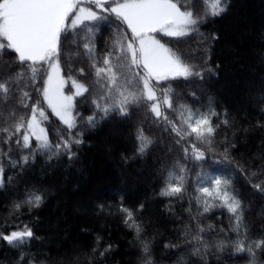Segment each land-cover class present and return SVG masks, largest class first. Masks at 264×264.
I'll use <instances>...</instances> for the list:
<instances>
[{
	"label": "snow or ice",
	"instance_id": "6c2138e0",
	"mask_svg": "<svg viewBox=\"0 0 264 264\" xmlns=\"http://www.w3.org/2000/svg\"><path fill=\"white\" fill-rule=\"evenodd\" d=\"M202 3L204 9L197 11L194 6L182 4L179 0H0V105L8 107L6 115L0 112L3 117V126H0V189L13 183L12 177H7V181L5 179L4 159L11 168H20L22 172L26 165L35 162L38 155L46 156L49 161L66 156L71 162L76 159L73 147L83 143L84 133L75 131L79 119H83L89 127H95L98 118L102 121L114 113L127 118L133 108H143L146 114L153 117L157 127L162 125L166 133L172 134L171 141L180 148L183 159L191 157L204 163L211 157L213 164L231 163V153L236 150V145L227 135L220 141L216 140L221 126L235 127L227 118V109L223 112L224 118L220 119L221 113L216 111L215 100L209 97L207 105H204L195 91L188 95L200 107L177 103L175 89L170 83L167 87L162 84L180 78L203 83L206 77H218L221 66L218 63L212 66L211 52L212 45L221 36L218 31L206 34L199 29L210 21L222 19L228 12L230 0H210V4L208 0H202ZM113 24L115 28L110 43L106 42V51L97 57L94 37L101 25ZM192 35L200 36L197 46L203 48V52L189 55H204L206 58L200 63L187 61L185 53L174 50L157 38H173L179 42ZM68 47L83 48L94 73V84L98 87L91 100L93 112L87 117H79L76 113V97L90 93V87L63 75L61 57L66 55L71 61L74 55H80L79 51L66 53L64 49ZM68 67L71 70L70 63ZM78 72L84 75L85 70L80 68ZM24 80L28 81L25 87L33 89L35 100L33 95L19 87ZM69 80L75 89L70 95L64 91ZM255 99L259 112L264 114V90ZM13 100L15 104L10 103ZM45 105L64 126L56 130L55 142L44 126L49 115ZM216 120L220 122L217 124ZM255 127L264 128V122H258ZM239 131L246 132L247 129ZM235 138L234 132L233 140ZM134 140L133 155H121L124 163L145 156L157 143L146 134L143 125L136 127ZM13 144L21 153L18 160L12 159ZM5 146L7 151H4ZM25 152L27 154H23ZM252 159L261 161L256 170H251V161L244 160L243 164L236 162L235 171L244 173L249 186L264 195V155ZM219 171L218 168L213 170L206 181L208 186H204L205 180L198 174L194 199L197 208H202V211L193 215L191 207L188 210L195 227L185 225L183 243H168L164 249L166 252L175 250L182 253L187 248L192 256L201 259L210 249L218 252L231 249L233 253H247L251 257L249 264H257L256 250L264 252V237L249 240L248 229L245 228L244 238H239L244 203L238 197L232 179L216 174ZM188 175V168L179 161L162 168L159 178L163 186L158 195L182 198ZM253 180L257 182L253 183ZM44 201L43 189L26 186L22 198L12 201L9 216L18 219L17 213H22L25 208L31 213ZM217 206L227 209L230 219H234L231 231L237 234L235 241L230 237L215 242L205 238L214 226L208 225L206 229L199 221ZM106 207L111 210L112 205H97L100 212ZM145 207V203H140L136 208H127L121 197L116 210L123 215L124 224L135 232L138 264H158L154 252L156 238L154 235L149 237L137 216ZM9 227L16 230L8 231ZM3 228L0 240L13 248L23 249L28 241L36 239L27 223L21 227L14 220L9 224L6 218ZM220 231L223 232V229ZM101 242L102 238L98 236L97 246L77 253L71 264H103L112 245L101 250ZM26 260L29 264H36V257L23 251L19 252L14 264H24ZM174 264H188V261L181 254Z\"/></svg>",
	"mask_w": 264,
	"mask_h": 264
},
{
	"label": "trees",
	"instance_id": "16d2710c",
	"mask_svg": "<svg viewBox=\"0 0 264 264\" xmlns=\"http://www.w3.org/2000/svg\"><path fill=\"white\" fill-rule=\"evenodd\" d=\"M182 4H189L197 11L204 9L202 0H179ZM210 4V0H208ZM114 19V18H113ZM115 25H101L100 31L94 37L95 55L101 56L106 51V42L110 43V37ZM121 28L123 26L121 25ZM202 33L218 31L221 39L212 45V66L220 64L218 77H206L203 83L199 81H185L182 78L162 82L164 87L171 84L175 89L176 102L196 104L188 93L195 91L204 105L208 103L209 94L216 102V111L221 113L228 111L230 123L235 127L226 128L221 126L216 140L220 141L225 135L236 145V150L231 153L232 162L224 164H213L209 157L207 162L201 163L182 158L180 148L175 147L171 141V133H166L161 125L157 127L151 115L146 114L143 108L131 109V115L127 118L119 114H111L108 118L99 121L95 127H89L83 119H79L76 132H83V143L74 146L76 159L69 161L66 156L54 157L48 160L44 155H38L35 162H30L24 167L11 168L4 159L6 176L13 178V183L7 184L5 189H0V231L7 218L9 224L13 223L21 227L27 223L33 229L36 239L28 241L23 249H16L6 242L0 240V264H14L19 252L31 253L36 257V264H47L52 259L54 264H63L65 259H71L79 252L89 251L96 247V238H102L101 250L109 244L111 251L103 264H135L139 249L133 242L134 230L128 228L123 222V215L117 212V207L123 197L124 206L136 208L140 203L146 207L142 213H137L146 233L155 236L154 252L158 264H174L177 256L183 252H166L164 245L168 243H183L182 233L185 225L195 227V222L188 216L191 207L193 215L202 211L197 208L194 197L197 195L198 174L202 175L205 184L214 169H220L216 174L228 176L233 181L238 197L243 201L245 211L244 219L240 228V239L244 238V229H248V239L258 240L264 237V216H255L256 208L264 206V195L255 192L248 183L244 173L235 171L236 162L244 163L251 161V170H256L260 160L253 157L264 155V128L255 127L258 122H264V114H261L256 104V97L264 90V0H230V7L222 19H216L202 25L199 29ZM83 36L84 32L81 31ZM162 39L174 50L185 53V59L191 63H200L206 57L204 55H189V53H201L203 48L197 46L200 39L198 35H192L176 42L173 38ZM64 51L80 52L79 56H73L68 61L67 56L61 57L63 75L69 76L90 87V93L82 97H76V113L79 117H87L92 114L93 106L91 100L98 91L94 84V73L89 67L90 60L83 48H65ZM69 63L71 70H69ZM84 68V75L78 70ZM18 71V69H17ZM43 75V73H42ZM27 80L20 83L19 87L24 91L35 94L31 87H25ZM203 86L207 88V94L199 91ZM66 91L71 90V81L65 85ZM15 100L10 103L15 104ZM45 107L49 114L44 126L49 129L50 138L56 141L55 132L63 129L62 123L51 114V110ZM8 107L0 105V112L7 114ZM23 111V109H19ZM171 116L172 113H169ZM216 120L215 123H219ZM143 125L146 134L156 140L157 143L151 151L143 157L130 160L127 163L121 161V155L132 156L134 151V132L137 126ZM0 126H3V117L0 116ZM244 128L247 131H239ZM236 138L233 140V133ZM35 145H33L34 147ZM170 147V148H169ZM171 147L176 157L165 160V151ZM13 160H18L19 150L15 149ZM4 147V151H7ZM157 153V154H155ZM23 154H27L26 152ZM243 158V159H242ZM179 161L188 170V181L183 197L167 198L158 195L163 186L162 181L156 174L160 163L166 162V167ZM226 169V171H225ZM122 171L125 174H122ZM150 178V179H149ZM264 178V177H262ZM144 179L143 182L135 184L133 180ZM253 183L257 181L253 180ZM34 187L45 191V201L40 208L28 213L26 208L15 217L9 216L10 205L14 199L22 198L25 187ZM118 190H121L122 193ZM118 191V192H117ZM109 192V193H108ZM113 192V193H110ZM190 198L191 202H190ZM103 203L112 205L111 210L107 207L100 212L97 205ZM171 207H168V206ZM253 207V208H252ZM111 211V215H109ZM199 223L207 229L208 225L214 228L207 232L205 238L215 242L216 240L230 237L235 241L237 234L231 231L234 219H230L227 209L214 207L205 213ZM223 229V232L220 231ZM15 230L9 227L8 231ZM217 251L213 248L201 260L191 256L186 261L188 264H249L251 257L247 253H233L227 249L222 254L223 261L214 259ZM52 260V261H53ZM257 264H264V252L256 250ZM24 264H29L25 261Z\"/></svg>",
	"mask_w": 264,
	"mask_h": 264
},
{
	"label": "rangeland",
	"instance_id": "374dc122",
	"mask_svg": "<svg viewBox=\"0 0 264 264\" xmlns=\"http://www.w3.org/2000/svg\"><path fill=\"white\" fill-rule=\"evenodd\" d=\"M70 52H73V51H70ZM74 53V52H73ZM65 91V90H64ZM75 91V89L73 88L72 90H70V91H65V93L66 94H72L73 92ZM199 91H201L202 93H206L207 92V88H206V86L205 87H203V86H201L200 88H199ZM207 94V93H206ZM211 95L212 94H209V96H207L208 98L209 97H211ZM170 148V147H169ZM169 148L165 151V154H166V158H164L165 160H167V159H170V158H175L176 157V154H175V151H174V149L171 147V149H172V151L170 152L169 151ZM155 154H157V153H155ZM165 164H166V162H164ZM164 163H160V165H159V167H158V169L156 170V171H154V173H153V171L152 170H147V171H145L144 170V172L145 173H149L150 171V173L152 174V175H154V174H156V176L157 177H159V172H160V170L162 169V168H164V167H166V165L164 164ZM125 174V172L124 171H122V174ZM150 179V178H149ZM144 181V179L142 180V179H140V181L139 180H133V182L135 183V184H137V183H139V182H143ZM118 191H120L121 193H122V191L121 190H118ZM117 191V192H118ZM109 193V192H108ZM110 193H113V192H110ZM253 208V207H252ZM255 216L257 217V218H262L263 216H264V206H262V207H260V208H256V210H255ZM16 230V229H15ZM183 234V233H182ZM133 242L135 243V245H136V242H135V238L133 239ZM184 256H185V260H187L188 258H190L192 255L190 254V250L189 249H187V250H185V252H184ZM73 259L74 258H71V259H65V261H63V264H71V261H73ZM201 259V258H200ZM214 259H216V260H219V261H223V259H222V254H220L218 251H217V253L215 254V258ZM53 260V259H52ZM49 261L47 264H54V262H55V260H53V261ZM201 260H203V259H201ZM135 264H138V258L135 260ZM203 264H204V262H203ZM224 264H228L227 262H224Z\"/></svg>",
	"mask_w": 264,
	"mask_h": 264
}]
</instances>
